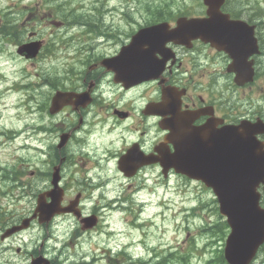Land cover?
<instances>
[{
	"label": "flooded vegetation",
	"instance_id": "obj_1",
	"mask_svg": "<svg viewBox=\"0 0 264 264\" xmlns=\"http://www.w3.org/2000/svg\"><path fill=\"white\" fill-rule=\"evenodd\" d=\"M46 1L55 7L56 0ZM11 7L13 13H16L19 4ZM55 8L52 24H56L57 19V7ZM200 8L205 10L203 4ZM222 11L229 15L230 21L239 25L238 31L241 28L249 31L246 27H252L255 46L247 59L253 66L251 83L235 85L233 74L227 73L230 58L200 40L188 41L186 44L167 43L166 48L156 54L157 62L164 60L162 72L157 79L139 83H116L114 72L102 66L92 68V65L98 60L115 58L139 28L165 20L144 24L145 20L141 19L112 18L107 19L106 24L104 19H95L86 21L88 24L83 25V31L78 26H72L69 37L75 43V50L71 62L78 68L72 69L73 72L65 82L50 88L51 96L58 90L71 93V104L63 107L54 117L48 113L51 96L47 105L44 102L37 108L45 123L59 116L63 119L46 125L44 130H38L44 133L47 143L54 144H46L47 154L50 149L54 150L53 157L46 159L49 167L52 168L57 161L62 160L60 184L63 185V206L70 202H80L87 195L90 198L92 191L102 187L105 190L107 184L95 170L89 183L75 182L74 170L65 184L63 170L70 164L79 170L89 165H93L92 169L99 170L101 163L111 161L116 174L125 180L117 164L125 155L130 154L128 162L135 163L129 167L128 172L136 170L133 177L136 179L139 175L149 176L154 171L159 172L170 163L168 158L162 159V163H147L146 159L154 155L160 160L162 157L158 150L166 153L174 151L173 144L168 141L171 129L178 128L184 139L196 138L197 144H192L191 149L195 148L199 157L209 149L217 150L218 141L225 137L224 132L228 126L237 125L243 120L264 122V13L256 6L250 7L248 0H227ZM10 13L7 4H0V21H13L12 25H16L18 20L12 19ZM24 17L22 16L21 25L25 23ZM167 21L170 24L169 31H172L176 22ZM16 35L19 40H25V28L12 36ZM30 35L37 36V33L31 31ZM39 39L44 43L43 38ZM98 43H104L107 47L100 48ZM81 57L89 60L84 66L77 61ZM86 93L87 97L80 100L76 98ZM57 123L58 126L55 125ZM64 134L68 135V140L58 151L57 142ZM259 138L264 140V135H259ZM191 157V154L188 155V158ZM142 185L144 184H139ZM261 203L264 204V194L261 195ZM91 209L84 216L96 218L97 213ZM37 225L36 243L41 245L24 254L27 264H44L46 259L49 264H57L56 258L52 257L58 256L57 247L52 250L48 248L47 253L43 249L45 241L50 240L47 225ZM99 230L100 227L96 225L92 230L83 231V234ZM2 232L0 231V242L3 245L23 240L24 232L1 240ZM22 251V248H15L13 253L19 254ZM8 252H11L10 246L0 250V258L5 257L3 255ZM5 259L2 258L3 264H7Z\"/></svg>",
	"mask_w": 264,
	"mask_h": 264
},
{
	"label": "rangeland",
	"instance_id": "obj_2",
	"mask_svg": "<svg viewBox=\"0 0 264 264\" xmlns=\"http://www.w3.org/2000/svg\"><path fill=\"white\" fill-rule=\"evenodd\" d=\"M14 1L22 8L24 2H31L29 6L33 7L31 11L27 10L22 15L26 17L24 25H21L23 18L20 17L17 19L18 21L14 28L22 30L28 27L31 31H35L40 38L46 39L47 42L53 40L54 48L52 49L51 57L41 54V57L38 56V58L28 63L9 57L6 58L7 60L4 57H0V68L2 66L5 79L8 80L5 84L0 82V214H3V221L6 220L7 213L5 210L18 214L17 221L24 216H29L35 207L37 195L49 189V187L46 188L48 184L46 179H42L41 181L37 179L39 176L41 177V174L35 169L36 166H40L37 162L39 156L32 149L23 146L26 140V135L23 132L33 123V115H27L21 105L28 95H31L30 98L34 108L41 105L47 95L51 93L49 86L46 87L42 82L44 80L47 81L48 74L64 77L62 71L66 69V60L64 58L61 59V54L57 53L63 47L67 48L58 39L61 38L64 41L66 34L63 31H58L61 25L56 26L52 24L54 20L52 14H54L56 8L46 0ZM73 1L74 3L80 2L88 8L95 6L99 9L102 4H105L107 9H114L112 14L108 10L102 11L101 8L99 9L101 12H97V15L100 16H97L99 20L104 19L106 24H108L107 19L110 18L123 19L121 12L125 8L127 10L130 9L131 19H140L143 15H151L152 12L148 8L150 7L149 3L159 2V0ZM166 2L174 9L181 3L178 0H166ZM4 3L8 4V1L0 0L1 5ZM183 3L190 15L201 13L199 7H192V3L189 0H184ZM57 21L62 22L61 18ZM4 26L9 28L11 22L6 25L4 24ZM60 29L64 30L65 27ZM98 44L100 48L107 47L104 43ZM1 46L8 49V51L12 50V46L7 47L4 42L0 43ZM106 51H109V49ZM55 54L57 56H54ZM30 83H32V88H30ZM13 84H17L18 86L25 84L23 86L25 89H21L20 93H14L12 90L7 91L6 87ZM61 117L49 120L48 122H60L63 120ZM58 124L55 125L58 126ZM11 137L12 139H10ZM43 163L45 162L41 164ZM3 168H7L8 171ZM12 168L17 170L20 168L24 171L23 173L17 171V176L15 177L16 180L24 183L20 189L12 188L13 180L11 178L4 177L3 179V174H13L10 171ZM74 169L76 167L70 164L63 170L62 176L65 184H67V180L72 175ZM99 172L98 175L108 181L105 188L107 199L116 195L125 196V191L127 193L129 191L132 192L131 187H135L136 183L140 185L144 184V186L141 189L137 188V192L133 197L130 194L126 197L128 199V203H126L127 208H124L126 211L119 210L116 212L115 210L109 214L108 221L110 226L108 231H111V233L107 237H100V234L96 232L91 235H85L82 238L79 236L78 243L70 240L66 244H59L50 239L45 241L43 246L46 253L49 252L48 248L52 250L55 246L60 247L61 245L64 247V254L59 260L65 259L66 255L68 257L71 256L67 264H73L72 260L79 263L82 261V257L89 264H109L108 257L104 256V250H109L113 254V259H111L113 264H119L115 254L123 246H126L128 248L126 250L127 254L134 258L141 257L145 259L146 256L150 255V252H146L142 248L140 250L138 246L136 249L133 248L132 245L137 244L138 238L136 233L125 224V221H130L135 214L141 219L149 220L148 223L149 225L151 224L152 229L146 232L147 236L151 234V237L146 239L150 248H158L161 246L160 244H162L165 250L169 248H183L192 256L189 257V264H204L210 262L212 258L217 259V251L222 249L223 234L221 228H223L222 220L224 219L217 215L215 210L217 204L214 196L202 185L176 177H171L165 182L162 180V176H159L160 173L154 172L149 176L139 175L135 180L122 182V187L120 188V180L113 168H104L102 171L99 170ZM84 176L88 177L89 173L85 169H82L78 175L74 174V181L85 183L83 180ZM110 176L116 177L115 184ZM128 185H130V189ZM134 199L136 202L133 201ZM14 213L13 221L15 222L16 215ZM57 219L60 221L63 217ZM69 221L70 218H68V225L71 226ZM218 222H221V224H217L216 229L212 228L210 233L204 230L205 227H212ZM58 223L54 222V224ZM55 227L56 225L53 226L52 231L59 233L58 227ZM35 230L34 228L28 231V234L24 235L25 240L36 237ZM64 237H66V234H64ZM208 241L209 247L206 246ZM31 242V245H28L27 241H15L5 245L11 247V252L8 253L9 257L6 258L9 264H27L28 261L24 254L41 245V243H35L34 240ZM17 246L25 250L19 254L13 253ZM201 249L202 251H200ZM153 252L151 251V255H153ZM259 262L261 260L259 258L256 259V263L258 264Z\"/></svg>",
	"mask_w": 264,
	"mask_h": 264
},
{
	"label": "water",
	"instance_id": "obj_3",
	"mask_svg": "<svg viewBox=\"0 0 264 264\" xmlns=\"http://www.w3.org/2000/svg\"><path fill=\"white\" fill-rule=\"evenodd\" d=\"M204 3L209 7L206 13L207 18L191 21L181 19L175 32H182L188 39L200 38L212 44L221 43L226 45V33L231 34L234 29H228L225 26L226 24L215 21V19L221 18L216 15L218 14L216 10L221 2L204 0ZM160 28L159 26L139 31L133 35L130 44L121 49L119 57L128 63L125 72L128 70L134 75H146L143 71H146L147 68L136 71L131 67H137L139 63L145 64L140 62L137 56L142 51L144 43L158 40V30ZM220 29L225 31L221 32ZM38 50V45L29 44L21 47L19 53L26 58H33ZM135 57L136 59L132 62V58ZM151 73V70H148V74ZM57 99L58 97L53 99L51 110L52 108L56 109L55 102ZM239 128L243 129V126ZM248 129L252 131L249 149L247 147L243 148V145H240L239 140H237L238 127L233 129V133L228 130L232 141L231 148H226L224 154L219 149L222 145L217 148L218 159L228 158V161L222 160L221 163L218 160L221 164L217 168L213 166L215 158L210 151L206 152L207 157L202 155L200 160L196 159L194 163L183 164L181 168L179 163H177L178 168L173 163L170 164L175 168L176 173L201 181L207 188L212 189L217 197L219 213L226 218V223L230 228V234L224 247V258L228 264H249L259 246L264 242V210L259 207V194L257 192L258 185L264 184V150L256 151L252 148L254 141L252 135L262 130L261 126L258 125L249 126ZM173 139L176 147V157H178V154L183 155L186 152L182 148L183 141L189 142V144L190 142L195 143L194 140L189 141L190 139H184L180 135L174 136ZM184 145L187 144L184 143ZM55 206V201H53L49 208ZM55 211V209L50 211L49 216H52ZM28 221L25 220V223L16 229L26 227Z\"/></svg>",
	"mask_w": 264,
	"mask_h": 264
},
{
	"label": "trees",
	"instance_id": "obj_4",
	"mask_svg": "<svg viewBox=\"0 0 264 264\" xmlns=\"http://www.w3.org/2000/svg\"><path fill=\"white\" fill-rule=\"evenodd\" d=\"M161 4H162V1H160L159 4H153L151 7H148V8H150V11L153 14L151 16V18H157V17L158 18H163V17H160V15H162V13L164 12V11H162L163 10V7L161 6ZM148 8H146V9H148ZM216 224H221V223L218 222V223H215V225ZM222 224H223V228H221V231H222V233H224V229L226 228V225H225V223H222ZM209 229H211V228H208V227H205L204 228V230L207 231V232H210ZM188 255H189L188 252H186V253H181L180 252L178 254V258H179V261L178 262L179 263H185L184 259H186V258H187V261H188ZM217 258L218 259H215L214 262H212V264H226L225 261H224V258H223L222 251L218 252V257ZM223 261H224V263H223ZM152 262H137V263H134V264H163V263H157L155 261H152ZM170 263H171V261H170Z\"/></svg>",
	"mask_w": 264,
	"mask_h": 264
},
{
	"label": "clouds",
	"instance_id": "obj_5",
	"mask_svg": "<svg viewBox=\"0 0 264 264\" xmlns=\"http://www.w3.org/2000/svg\"><path fill=\"white\" fill-rule=\"evenodd\" d=\"M143 47L146 49V48L148 47V45L145 44ZM261 125H264V124H261ZM258 126H259V125H258ZM256 133H257V132H256ZM259 133L264 134V132H259ZM162 158H163V156H162Z\"/></svg>",
	"mask_w": 264,
	"mask_h": 264
},
{
	"label": "bare ground",
	"instance_id": "obj_6",
	"mask_svg": "<svg viewBox=\"0 0 264 264\" xmlns=\"http://www.w3.org/2000/svg\"><path fill=\"white\" fill-rule=\"evenodd\" d=\"M70 24H72V23H70ZM93 34H94V33H93ZM93 34H92V35H93ZM89 35H90V34H89ZM84 37H85V36H84ZM95 37H96V36H95ZM88 39H89V37H88ZM219 254H220V253H219ZM217 259H218V258H217ZM217 262H218V261H217ZM223 263H224V261H223Z\"/></svg>",
	"mask_w": 264,
	"mask_h": 264
}]
</instances>
